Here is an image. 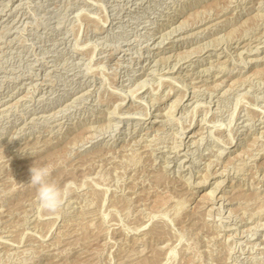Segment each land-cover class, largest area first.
Wrapping results in <instances>:
<instances>
[{"label": "rangeland", "instance_id": "374dc122", "mask_svg": "<svg viewBox=\"0 0 264 264\" xmlns=\"http://www.w3.org/2000/svg\"><path fill=\"white\" fill-rule=\"evenodd\" d=\"M263 130L264 0H0V264H264Z\"/></svg>", "mask_w": 264, "mask_h": 264}, {"label": "clouds", "instance_id": "9594fccd", "mask_svg": "<svg viewBox=\"0 0 264 264\" xmlns=\"http://www.w3.org/2000/svg\"><path fill=\"white\" fill-rule=\"evenodd\" d=\"M53 168L51 166H32L30 169V184L35 188L37 207L48 213H58L62 210L69 189L61 187L52 179Z\"/></svg>", "mask_w": 264, "mask_h": 264}, {"label": "bare ground", "instance_id": "6f19581e", "mask_svg": "<svg viewBox=\"0 0 264 264\" xmlns=\"http://www.w3.org/2000/svg\"><path fill=\"white\" fill-rule=\"evenodd\" d=\"M198 15V14H197ZM261 19V18H260ZM182 23V22H181ZM180 27V26H179ZM186 30V29H185ZM207 30V29H206ZM221 37V36H220ZM168 38V37H167ZM233 38V37H232ZM216 42V41H215ZM171 43V42H170ZM207 44V43H206ZM204 45V44H203ZM215 45V44H214ZM250 45V44H249ZM246 52V51H245ZM249 53V52H248ZM250 54V53H249ZM215 55V54H214ZM233 57V56H232ZM181 58V57H180ZM251 62H252V60H251ZM203 63V62H202ZM210 63V62H209ZM208 69V68H207ZM201 70V69H200ZM199 70V71H200ZM202 71V70H201ZM200 71V72H201ZM205 71V70H204ZM219 71V70H218ZM203 73V72H202ZM209 75V74H208ZM204 76V75H203ZM213 77V76H212ZM194 78V77H193ZM248 79V78H247ZM227 80V79H226ZM223 82V81H222ZM225 82V81H224ZM194 84V83H193ZM223 84V83H222ZM219 85V84H218ZM233 85V84H232ZM156 87V86H155ZM197 87V86H196ZM217 88V87H216ZM187 89V88H186ZM235 89V88H234ZM193 90V89H192ZM195 91V90H194ZM194 91H192V92H194ZM191 92V93H192ZM225 92V91H224ZM190 93V94H191ZM165 95V94H164ZM192 96V95H191ZM178 102H180V101H178ZM194 102V101H193ZM174 104V103H173ZM177 104V103H176ZM189 104V103H188ZM189 105H191V104H189ZM180 106V105H179ZM162 109V108H161ZM149 114V113H148ZM165 114V113H164ZM156 116H158V115H156ZM163 116V115H162ZM40 117V116H39ZM157 122H158V120H156ZM156 121H153V122H150L149 124H151V123H156ZM160 123V122H159ZM241 123V122H240ZM243 127V126H242ZM156 128V127H155ZM72 130H74V129H72ZM204 130V129H203ZM90 131V130H89ZM264 131V130H263ZM193 133V132H192ZM190 134L191 135V139H193L196 135H197V132H194V134ZM263 133V132H262ZM199 135V134H198ZM91 136V135H90ZM89 137V136H88ZM92 137V136H91ZM196 138V137H195ZM200 139V138H199ZM257 139V138H256ZM187 141V140H186ZM194 144V143H193ZM181 146V145H180ZM191 147V146H190ZM244 153V152H243ZM225 154V153H224ZM220 157V156H219ZM180 164V163H179ZM182 165V164H181ZM178 167V166H177ZM204 179V178H203ZM226 179V178H225ZM205 180V179H204ZM207 180V179H206ZM216 188V187H215ZM212 198V197H211ZM218 198V197H217ZM223 198V197H222ZM219 199V198H218ZM225 199V198H224ZM1 201V200H0ZM221 208V207H220ZM235 219V218H234ZM10 227V226H9ZM248 230V229H247ZM246 233V232H245ZM16 244H17V242H16ZM15 246V245H14Z\"/></svg>", "mask_w": 264, "mask_h": 264}]
</instances>
